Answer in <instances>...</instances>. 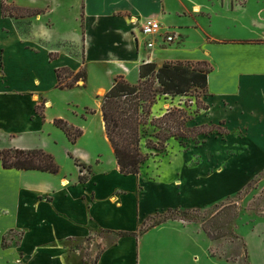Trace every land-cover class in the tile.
I'll list each match as a JSON object with an SVG mask.
<instances>
[{"label": "crops", "instance_id": "obj_1", "mask_svg": "<svg viewBox=\"0 0 264 264\" xmlns=\"http://www.w3.org/2000/svg\"><path fill=\"white\" fill-rule=\"evenodd\" d=\"M156 1L159 6L157 11L150 6ZM172 2L0 0V151L42 149L53 154L61 167L59 174L7 170L0 161V264H18L20 260L26 264H93L88 262V256L84 257L85 249L78 246L99 232H105L110 239L96 241L95 245L101 244V241L105 245L95 264H142L144 256H156L145 252V237L140 231L146 222L159 213L193 207L192 202L191 207L184 208L182 199L164 200L163 194L169 197L170 191L162 193V196L144 194L138 197L137 178L140 174L125 176L120 173L107 137L102 112L104 97L112 89L117 76H124L130 83L138 84L140 66L144 63L162 66L173 61L208 62L213 67L208 78V94L218 122L247 125L251 129L250 138L264 139V44L255 42L264 39V35L255 39H227L212 30L217 19L227 16L231 17L227 20L232 19V7L235 11L246 13L248 2L241 7L227 0L228 9L225 7L226 0H223L222 7L218 0H177L180 4L178 9L173 7ZM7 4L41 12L38 16L21 20L31 27L29 38L19 31V19L4 15L3 6ZM147 18L175 22V28L165 23L163 26L175 32L171 35H175L176 42L180 39L177 47L163 48V42L162 48L149 49L147 39L141 34ZM58 23L70 27L67 35L56 32L54 27ZM191 33L196 34L198 46L186 45L185 39ZM35 38L46 40L48 47L37 49ZM252 40L253 43L249 42ZM68 43L81 45V54L56 51L58 46ZM54 52L60 55L51 59ZM42 63L45 68L40 66ZM46 64L53 71L51 85L44 83L48 81L45 75L51 77L46 72ZM17 66L22 75H31L26 84L18 86L13 79L12 71ZM90 66L98 68L99 75L106 80L100 81L93 92L94 102L90 99V103L84 104L83 108L94 107V114L89 115L87 120L78 116L66 117L75 124L73 126L85 130L81 139L73 144L55 126V120L62 116L48 113L51 103L47 97L55 88L59 90L57 69L65 67L77 73ZM91 78L92 74L88 72L85 86L79 85L72 90L89 88ZM107 80L110 84H106ZM42 92L44 97L41 102L38 94ZM25 104L29 111L20 118L13 108L15 105L24 107ZM167 106L171 109L174 105ZM94 119L98 121L93 123ZM89 140L92 143H88ZM76 160L91 169L85 183L79 180L82 172L76 166ZM66 162L74 163L78 174L76 181L65 175L61 164ZM30 175H43L55 180L33 182L27 179ZM109 181L111 188L105 190V183ZM129 183L132 185L130 188ZM191 198L194 200L193 195ZM128 200H131L129 206ZM130 207L131 212L127 213ZM168 227L195 232L198 238L212 245L213 250L221 241L209 238L201 223L180 219L167 220L150 230L162 231ZM13 231L20 232L22 238L19 245L13 240L14 244L7 249L5 238ZM120 232L137 233L138 236L120 237ZM243 238H257L256 244L264 247V221L258 222L254 231ZM246 242L248 246H242L239 262L225 260L230 264H245L246 251L249 250L250 264H264V256L256 249L250 253L251 243L249 240ZM174 253L176 251L167 249L164 251L166 260L150 259L148 263L179 264Z\"/></svg>", "mask_w": 264, "mask_h": 264}, {"label": "rangeland", "instance_id": "obj_2", "mask_svg": "<svg viewBox=\"0 0 264 264\" xmlns=\"http://www.w3.org/2000/svg\"><path fill=\"white\" fill-rule=\"evenodd\" d=\"M71 1L74 2L75 0ZM126 1L136 3V0ZM210 1L216 2V0ZM218 1L222 7L223 0ZM229 2H234L235 5L238 3L241 7L248 2L249 9L246 13H243L241 11H235L234 7L231 6V21L227 20L231 18L229 16H227L228 18L224 17L222 19H217L213 24V32L227 39L235 37L236 39H255L264 35V0H229ZM172 5L175 9H178L180 6L177 0H173ZM150 6L153 10L157 11L159 9L157 1L150 4ZM225 7L228 9L227 0ZM14 8H17L15 4L5 5L4 15H13L14 17L27 15L23 11L16 13L17 11H15ZM27 18L29 17L19 18L20 21H17L18 29L25 38H29L31 27L21 20ZM158 21L162 24H167L168 27L171 28L177 26L175 22H164L160 19ZM47 23H49V21H47ZM54 29L56 32L63 35H67L70 31V27L64 26L61 23L56 24ZM164 32H169V35H171V32L174 31L164 27ZM194 33H191V35L185 39L187 46H198L199 43L196 42L197 37H195L196 34ZM261 40H255V42L264 44V39L261 38ZM35 41L37 49L48 47L46 40L35 38ZM180 42L178 38L176 43L163 45V38H158L156 47L162 48L163 45V48H175L177 47L176 44ZM249 42L253 43L254 41L252 40ZM56 51L78 55L81 54L82 48L81 45L73 46L68 43L58 46ZM54 53V59L58 58L60 55L59 52ZM40 66L45 68L44 63ZM46 66V72L49 73L48 75H51V77L45 75L44 78H46L49 83H47L48 81H44V83L46 85H51L53 71L52 68L49 70L47 64ZM18 68L19 66L13 68L12 76L19 86L21 84H26V80H29L31 75H22ZM85 71L87 75L88 72L92 74L89 88L64 91H59L60 89L56 90L55 88V90L49 93L47 99H49L51 103V109L48 110V113L51 114V116L61 115L62 120L67 121L70 125H75L73 122L66 119V117L75 118L78 116L77 118L87 120L89 115L95 113L94 107H83L91 102L90 99L94 102L92 97L93 92L100 81L105 82L106 79L100 76L99 69L93 68V66L88 67V69L85 68ZM106 84H110V80H107ZM78 85H83V83L79 82ZM45 94L47 93L45 92ZM38 96L41 97L40 101L42 102L44 97L43 92L38 94ZM197 98V93H193L192 96L184 98L158 97V106H154L155 112L153 107L151 120L154 118H162L170 110L176 108L184 109L188 112L189 117L191 116L190 118H192V120L194 119L193 121L187 120V125L183 128L185 136L192 138L187 144H184L185 141L182 143L180 140L172 138L168 142L166 153L157 155V152H152V157L149 162L143 166L139 175L140 177L137 178V196H144V194L147 196L157 194L162 196V193L170 191L171 196L169 197L163 194L165 197L164 200L171 199V201H174L176 199H182V206L184 208L191 207L193 202L192 208H181L178 209V211L190 212L186 220H194L202 223L203 227L206 228L214 238L217 237L221 241L217 242V247L213 250L212 245L205 242L203 238H198L195 232L186 231L183 228L173 230L171 227H168L162 231H151L152 225L161 220H165V218H182L177 211L175 213H159L155 217L150 218L143 227L149 228L148 230L151 231L148 232V230H146L142 234L145 237L143 241L146 248L145 252H148L149 255L154 253L156 256L153 258L144 256L142 264H149L148 261L150 259L166 260L167 258L164 255V251L167 249L176 251L174 254L177 255L176 261L179 264H230L226 260L239 262L242 246H248L246 240H249L252 246L250 253L252 251L254 252V249H256L259 250V254L264 256V247L256 244L255 239L257 238L253 240H250V238L245 240L243 238L248 237L254 231L258 222L264 221V139L250 138L252 136L251 129L247 125L238 126V124L229 125L227 122H218L219 120L215 116V110L212 109V102L209 94L207 96L202 95V97L200 96L198 99L203 102V104H200V107L205 105L208 106L210 110L198 111L197 106H199V104ZM170 104L174 105L171 109L167 106ZM167 108L169 110L165 112ZM13 109L15 112L19 113L20 118L24 117L27 111H29L27 104H25L24 107H22V105H15ZM41 115L43 116L42 111ZM94 120L93 123L98 121L97 119ZM156 124L159 125V123ZM87 126L89 128V123ZM193 127L198 128L194 133L187 131V128L192 129ZM76 128L81 129L84 135L85 130L83 128ZM95 128L96 126L93 127V130ZM154 129L155 127L152 129L150 128L149 136L154 135ZM93 130L91 132H93ZM156 132H159V130ZM172 132L181 133L182 131L175 128ZM147 138L148 137H145L143 139L144 151H147L145 148ZM88 143L92 142L89 140ZM61 165L65 175H68L70 179L76 181L78 174L74 163L66 162ZM87 173V170H85L84 174L88 175ZM27 179L33 182H52L55 180L50 177L45 178L43 175H30ZM128 186L130 188L132 186L131 183H129ZM104 188L105 190H109L111 188V182L105 183ZM189 193H193L194 200ZM189 203L190 205H188ZM127 205H131V200H128ZM126 212H131V207ZM21 238L22 234L20 232L13 231L5 238L4 246L7 247V249L11 247L12 244H14L12 242L13 240L16 245H19ZM101 239L109 240L110 238L108 239L105 232H99L96 236H91L79 244V249H85L84 257L88 256V262L91 261L95 264V262L98 261L105 242L101 241V244H95H97V240L100 241ZM256 246L258 248H256ZM246 253L247 258L245 259V264H250L249 250H247ZM18 264H26V262H21L20 260Z\"/></svg>", "mask_w": 264, "mask_h": 264}, {"label": "trees", "instance_id": "obj_3", "mask_svg": "<svg viewBox=\"0 0 264 264\" xmlns=\"http://www.w3.org/2000/svg\"><path fill=\"white\" fill-rule=\"evenodd\" d=\"M16 13L23 11L27 15L24 18L33 17L41 14L40 11L24 10L14 8ZM3 13L5 7L3 6ZM51 54V59H54ZM85 61V59H83ZM213 67L208 62H184L173 61L166 62L162 66L155 63H144L140 66L138 84L130 83L124 76H117L114 79L112 89L105 95L102 112L103 120L105 123V130L107 137L114 150L119 170L125 176H138L141 173L143 166L152 157V152H157V155L166 153L168 149V142L174 138L180 140L182 143L187 144L191 141L192 137L185 136L183 128L187 125V120H192L188 112L184 109L176 108L170 110L162 118L152 119L153 107L157 104L158 97H189L193 93H197V97L208 95V78ZM57 75V88L60 90H71L76 88L79 82L85 86L87 82V72L81 70L74 72L69 68H59L56 70ZM198 100V111H208L209 107ZM204 106V107H203ZM45 118V116L43 115ZM55 126L61 129L69 138V140L76 144L77 141L83 136V131L70 125L67 121L62 119L55 120ZM156 123H159L157 125ZM165 126V128H164ZM154 129V135L149 136L150 128ZM181 130L180 133H173V129ZM198 129L193 127L187 128V131L193 132ZM159 130V132H156ZM165 132V133H164ZM169 133V134H168ZM146 140L145 148L143 149V139ZM156 141H155V140ZM183 144V145H184ZM72 158H74L72 156ZM0 161L4 169L19 170V171H39L50 174H59L61 167L57 162L55 156L42 149L39 150H19L8 149L0 151ZM76 165L80 168L82 174L79 178L81 183L88 181V175L84 174L85 170L91 172L90 167L81 164L78 160L75 161ZM87 173V174H88ZM179 212L181 217L165 218L160 222L152 225L158 226L163 222L171 219L186 220L190 212L170 210L168 213ZM197 211V210H196ZM193 211V212H196ZM184 217V218H183ZM191 222H197L191 220ZM202 224V223H201ZM203 225V224H202ZM149 228H143L140 233ZM205 233L209 238H214L211 233L204 228ZM120 237H137V233H118Z\"/></svg>", "mask_w": 264, "mask_h": 264}, {"label": "built area", "instance_id": "obj_4", "mask_svg": "<svg viewBox=\"0 0 264 264\" xmlns=\"http://www.w3.org/2000/svg\"><path fill=\"white\" fill-rule=\"evenodd\" d=\"M141 34L147 39L149 49L156 47L158 38H163L164 44H173L177 40L175 35H169V32L165 33L163 24L154 18L145 19Z\"/></svg>", "mask_w": 264, "mask_h": 264}]
</instances>
